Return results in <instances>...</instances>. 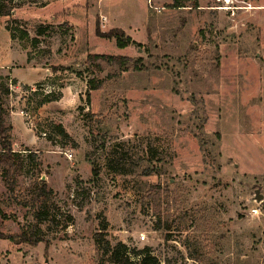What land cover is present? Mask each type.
Masks as SVG:
<instances>
[{
	"label": "rangeland",
	"instance_id": "1",
	"mask_svg": "<svg viewBox=\"0 0 264 264\" xmlns=\"http://www.w3.org/2000/svg\"><path fill=\"white\" fill-rule=\"evenodd\" d=\"M194 1L0 0V151L22 166L0 167V264H112L102 226L161 264H264V0Z\"/></svg>",
	"mask_w": 264,
	"mask_h": 264
},
{
	"label": "trees",
	"instance_id": "2",
	"mask_svg": "<svg viewBox=\"0 0 264 264\" xmlns=\"http://www.w3.org/2000/svg\"><path fill=\"white\" fill-rule=\"evenodd\" d=\"M190 0H175V3L173 5L174 8H186V7H192V8H198V3L196 1L192 2V5L189 4ZM10 8H4L1 10L0 16L3 17H10ZM43 28L40 29L41 33ZM98 35L102 38L107 39H114L116 42L117 48L123 50L128 48L132 45H137L135 41L132 40L131 37H128L125 35L123 31L114 30L111 31L108 34H101L99 31H97ZM12 38H15V36L12 34ZM21 38H28L27 33H22ZM130 60L126 57H115V56H105V55H90L88 57L87 63L90 68H96L100 71L105 70V68L111 67V66H118L123 68V70L129 69ZM88 91H87V101H90V92L95 91L101 88L102 83H96L94 80H90L88 83ZM0 91L3 95H8V91L4 88V86L0 85ZM54 96H47L44 100V104L51 103L53 101H56ZM4 115L5 110L0 105V136H5V127H4ZM59 133L61 135H66L64 130L61 126H58ZM2 138V137H1ZM3 148L0 151V167L4 169L6 174L9 178L14 177V174L16 172L21 171L22 166L20 163L21 154L14 153L12 151V148L5 143V140L2 141ZM19 159V160H18ZM124 159H121L118 161V164L122 163ZM95 175L96 172L94 171ZM46 188V184L44 182H41L40 185L37 188L36 191V199L40 201L41 205L43 203H46V199L44 197V190ZM161 188L157 187L154 189V191L151 193L154 201L157 203L161 200ZM156 230H162V228L159 226ZM166 232L170 231V226L167 225L164 229ZM106 231V227L102 226V229L100 233L96 235L95 241L98 246V250L103 251L104 255L107 256L108 262L112 264H161L157 257H155L150 248H144L141 251H135L133 252L124 245V244H118L116 247L112 248L111 245L104 239L103 232ZM11 242H14L15 244H28V245H38L41 242H43V238L37 235L29 234L27 232H22L19 236L16 237H9L8 238Z\"/></svg>",
	"mask_w": 264,
	"mask_h": 264
},
{
	"label": "bare ground",
	"instance_id": "3",
	"mask_svg": "<svg viewBox=\"0 0 264 264\" xmlns=\"http://www.w3.org/2000/svg\"><path fill=\"white\" fill-rule=\"evenodd\" d=\"M220 1H226V2H228L229 0H220Z\"/></svg>",
	"mask_w": 264,
	"mask_h": 264
},
{
	"label": "built area",
	"instance_id": "4",
	"mask_svg": "<svg viewBox=\"0 0 264 264\" xmlns=\"http://www.w3.org/2000/svg\"><path fill=\"white\" fill-rule=\"evenodd\" d=\"M145 239V237H142V240H144Z\"/></svg>",
	"mask_w": 264,
	"mask_h": 264
}]
</instances>
